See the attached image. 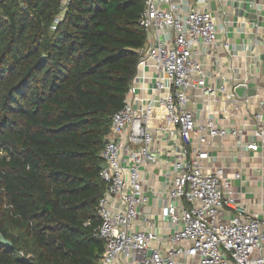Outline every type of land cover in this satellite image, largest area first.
I'll return each instance as SVG.
<instances>
[{
	"label": "built area",
	"instance_id": "2783aa9c",
	"mask_svg": "<svg viewBox=\"0 0 264 264\" xmlns=\"http://www.w3.org/2000/svg\"><path fill=\"white\" fill-rule=\"evenodd\" d=\"M208 4L144 0L138 24L146 40L100 154L105 190L92 232L104 244L99 264H264V209L252 212L242 203L238 169L228 173L224 166L206 165L216 138L237 141L247 152L264 150V94L235 92H247L248 81L260 79L249 67L243 78L230 67L213 84L205 73L202 58L210 47L238 59L218 38L226 31L204 9ZM163 152L173 156L160 212L174 227L168 237L156 233L142 213L149 166ZM257 171L264 187V165Z\"/></svg>",
	"mask_w": 264,
	"mask_h": 264
},
{
	"label": "trees",
	"instance_id": "16d2710c",
	"mask_svg": "<svg viewBox=\"0 0 264 264\" xmlns=\"http://www.w3.org/2000/svg\"><path fill=\"white\" fill-rule=\"evenodd\" d=\"M63 1L0 2V264H99L104 251L100 154L146 40L144 0Z\"/></svg>",
	"mask_w": 264,
	"mask_h": 264
},
{
	"label": "crops",
	"instance_id": "0c3cea01",
	"mask_svg": "<svg viewBox=\"0 0 264 264\" xmlns=\"http://www.w3.org/2000/svg\"><path fill=\"white\" fill-rule=\"evenodd\" d=\"M211 2L214 9H211ZM190 3L195 6V0H189ZM204 9L214 17L219 29H225L226 33L219 34L218 38L226 41L231 53L238 57L233 61L218 45L208 48L202 61L206 65L209 82L215 83L219 75L227 74L230 67H236L237 76L243 78L244 70L249 67L251 73L255 74V80L257 77L260 83L248 81V89L247 92L244 90L243 96L250 95L251 91L254 94L255 90L264 94V0H209ZM215 142L211 151L213 159L206 165L224 166L229 169L228 173L238 169L241 181H236L235 187L242 203L252 212H260L264 209V187L259 182L257 167L264 165V150L247 152L237 141L229 138L215 139ZM160 148L163 150L165 145L161 144ZM165 149L170 150L168 147ZM158 155L157 162L149 166L151 172L144 187L147 204L142 208V213L156 233L168 237L173 234L174 227L161 219L160 212L169 188L167 178L172 171L173 156L165 152Z\"/></svg>",
	"mask_w": 264,
	"mask_h": 264
},
{
	"label": "water",
	"instance_id": "95a60500",
	"mask_svg": "<svg viewBox=\"0 0 264 264\" xmlns=\"http://www.w3.org/2000/svg\"><path fill=\"white\" fill-rule=\"evenodd\" d=\"M210 6H211V9H214V7H215L213 2H211ZM43 58H44V57L42 56L41 59H43ZM235 92H236V94H237L239 97H242L243 94H244V88H243V87H239V88H237V89L235 90ZM249 93H250V95L253 94L252 91L249 92ZM216 140H219V139L216 138ZM103 167H104L103 164H101V165L99 166V169H102ZM0 244H1L2 246H4V247H10V246H11V243H10L8 240H6L1 234H0ZM149 254H150V252H149Z\"/></svg>",
	"mask_w": 264,
	"mask_h": 264
}]
</instances>
